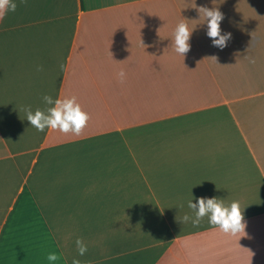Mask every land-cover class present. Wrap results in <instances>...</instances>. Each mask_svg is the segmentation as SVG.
<instances>
[{"label":"crops","instance_id":"0c3cea01","mask_svg":"<svg viewBox=\"0 0 264 264\" xmlns=\"http://www.w3.org/2000/svg\"><path fill=\"white\" fill-rule=\"evenodd\" d=\"M14 2L0 19V264H264V0ZM202 6L223 13V49ZM44 95L77 97L79 136L30 125L22 109L52 107ZM200 197L238 201L246 235L179 222Z\"/></svg>","mask_w":264,"mask_h":264},{"label":"clouds","instance_id":"9594fccd","mask_svg":"<svg viewBox=\"0 0 264 264\" xmlns=\"http://www.w3.org/2000/svg\"><path fill=\"white\" fill-rule=\"evenodd\" d=\"M21 4L26 5L27 0H20ZM17 4L14 0H0V19H3L4 15L11 11L14 12L17 8ZM199 14H203L205 21L207 22V36L212 39V44L215 47L223 49L227 46V42L231 39V33H221V21L224 19L223 13L218 7L211 9L207 7L197 8ZM193 30L189 29L188 24L181 20L174 30V50L177 54L184 55L190 51V37ZM216 60L215 57H211ZM254 63L255 61H251ZM61 71H63L64 65H59ZM37 71H43V66L37 67ZM117 76L121 83H124L125 72L121 70L117 73ZM43 102L52 107L46 110L36 109L32 111L31 106H25L22 110L26 113V119L30 122V125L39 132H44L45 129L58 130L63 134H73L79 136L83 129L86 127L87 122L90 120L88 113L82 110L81 105L77 102L76 96L58 98L53 100L50 95H44L42 97ZM188 207L194 210V218L185 214L179 222L187 223L191 220L193 227H198L205 216L208 217L209 224L212 226H218V228L225 234L236 236L238 234L245 233L246 223L244 220L243 211L238 201H233L226 204L223 199L212 197H200L196 203L192 200L188 202ZM76 248L79 256H84L88 247L82 238H77ZM61 256L56 252H49L46 256L49 264H55L60 260ZM72 264H82V261L77 258H73ZM87 264H92L91 261Z\"/></svg>","mask_w":264,"mask_h":264}]
</instances>
